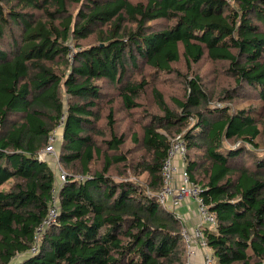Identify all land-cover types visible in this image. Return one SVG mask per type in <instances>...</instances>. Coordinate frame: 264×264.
Returning <instances> with one entry per match:
<instances>
[{
	"label": "trees",
	"instance_id": "16d2710c",
	"mask_svg": "<svg viewBox=\"0 0 264 264\" xmlns=\"http://www.w3.org/2000/svg\"><path fill=\"white\" fill-rule=\"evenodd\" d=\"M204 57L228 86L174 68ZM263 111L264 0H0V264H185L184 225L156 199L177 135L216 215L212 264H264ZM62 113L69 171L31 254L54 187L38 153Z\"/></svg>",
	"mask_w": 264,
	"mask_h": 264
},
{
	"label": "built area",
	"instance_id": "2783aa9c",
	"mask_svg": "<svg viewBox=\"0 0 264 264\" xmlns=\"http://www.w3.org/2000/svg\"><path fill=\"white\" fill-rule=\"evenodd\" d=\"M64 121L65 116L62 113L54 131L48 138L46 147L38 153V160L46 162L43 158L53 157V155H55L56 159L58 158V152L55 154V145H57L59 140H61L59 137H61L60 134L62 132ZM185 155V143L181 135H177L170 140V146L161 167L162 186L156 194V199L161 206L168 208L174 217L179 219L184 225L182 237L187 252L185 264H212L213 261L211 253L207 249L202 227L214 228L216 225V215L215 213L209 211L203 204L202 199L199 196L200 188L193 184V182L189 179V175L185 170ZM174 159L179 162L178 165L175 164ZM66 177L67 173L64 168L60 164H57L54 171V187L52 188L50 206L45 219L35 230L33 246L30 249L31 254L37 252L43 234L56 222L55 220L58 213V190L61 184L66 180ZM77 178L80 180L82 179L81 177ZM185 200L193 202L196 206L198 223L190 228L186 226L185 217H183L179 212V208ZM197 249H200V251L203 250V254H201L202 260L200 263L194 262L196 259L194 254Z\"/></svg>",
	"mask_w": 264,
	"mask_h": 264
},
{
	"label": "rangeland",
	"instance_id": "374dc122",
	"mask_svg": "<svg viewBox=\"0 0 264 264\" xmlns=\"http://www.w3.org/2000/svg\"><path fill=\"white\" fill-rule=\"evenodd\" d=\"M134 1H137V0H134ZM7 7H9V5H6ZM73 9V12L74 10H78V7H76L75 5L71 6ZM75 42L71 43L70 45V50L71 52H73L75 50V46L73 45ZM70 52V53H71ZM48 63H57L58 66H61V63H63L61 60H59L58 58H55L54 61L52 62H48ZM49 64V65H50ZM51 67H55V66H51ZM224 65L222 63H216V62H212L210 61L209 59H207L206 57H204L198 64H196L195 66H192V68L190 70H187L185 68V65H184V62L182 60L179 61V63H176L174 64V68L176 69V71L179 73V74H182V75H188L189 77H193L195 75H199L201 76L205 81H213V79H215L216 77L219 78V84L223 85L225 84L226 86H228V84L231 83V80L229 77H226L224 75V71H222ZM62 69V68H61ZM171 78H169L168 80V88L169 90L167 89V94L169 96H174V97H181V94L183 93V90L184 89V84L182 83V81H180L179 79H176L174 82H171L170 81ZM215 89V87H214ZM68 98V96L66 95H63V102L64 104L66 105V99ZM251 100L250 99H246V98H242V99H239V100H236V103L240 106H243V105H247L248 103H250ZM225 104V103H223ZM150 111H155L156 109L154 108V106H149ZM261 121H264V111H263V114H262V117H261ZM137 128V127H136ZM164 131V130H162ZM168 137H172V135H168ZM61 139V137H59ZM262 144H264V138H262ZM60 142L61 140H59V142L57 143V145H55V154L60 150ZM53 157L55 158V155H53ZM53 157H44L43 160H46L49 162L50 166H51V170L54 172L55 171V167L57 164H60L59 163V159L57 158H53ZM174 162L176 164L177 160L174 159ZM61 165V164H60ZM65 171H69V169L67 167H65L64 165H61ZM2 188L4 186H1ZM184 217V215H182ZM210 229H213V228H210ZM200 249H197L196 253L194 254V257H196V259L194 260L195 263H200L202 258H201V254H203V250H201L200 252ZM186 259H187V254H186ZM193 262V261H192Z\"/></svg>",
	"mask_w": 264,
	"mask_h": 264
},
{
	"label": "crops",
	"instance_id": "0c3cea01",
	"mask_svg": "<svg viewBox=\"0 0 264 264\" xmlns=\"http://www.w3.org/2000/svg\"><path fill=\"white\" fill-rule=\"evenodd\" d=\"M60 136H61V134H60ZM46 163H48V165L50 166L48 161H46ZM176 164L178 165L179 162H176ZM179 212L182 215H184L185 224H186V226H188V228H190V227H192L198 223L197 216H196V206L193 202H191L189 200H185L184 203L182 204V206L179 208Z\"/></svg>",
	"mask_w": 264,
	"mask_h": 264
}]
</instances>
